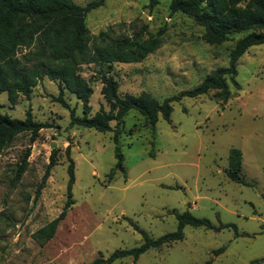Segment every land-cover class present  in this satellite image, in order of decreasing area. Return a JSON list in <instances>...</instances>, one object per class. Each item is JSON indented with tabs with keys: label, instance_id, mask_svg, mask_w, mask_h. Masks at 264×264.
<instances>
[{
	"label": "rangeland",
	"instance_id": "rangeland-1",
	"mask_svg": "<svg viewBox=\"0 0 264 264\" xmlns=\"http://www.w3.org/2000/svg\"><path fill=\"white\" fill-rule=\"evenodd\" d=\"M73 1L84 5L90 0ZM169 1L150 9L148 0H105L87 13L92 34L143 28L161 34L160 47L142 61L112 64L120 95L147 91L162 101L227 65L239 35L208 44L203 27L189 15L170 13ZM98 68L82 65L81 74L88 79ZM236 81L240 88L229 82L226 102L215 90L173 100L170 120L159 116L154 130L142 114L129 111L119 135L126 176L116 171L113 179L107 176L116 163L113 132L70 126V111L82 116L84 107L73 93L64 90L68 107L63 106L55 99L57 82L46 77L15 105L0 92L1 112L23 119L30 109L36 121L50 125L33 142L29 133L19 134L0 153V264H85L100 254L107 258L143 241L134 225L157 238L176 230L174 213L185 211L208 219L213 228L186 225L182 240L110 264H264V43L239 58ZM91 85L89 116L100 107L109 109L101 81ZM110 124L115 127V121ZM68 146L74 203L54 236L40 246L33 233L61 212L67 198ZM234 148L242 152L239 174L251 185L227 176ZM53 149L55 164L37 191ZM24 159L25 170L15 180ZM220 247L224 250L216 253Z\"/></svg>",
	"mask_w": 264,
	"mask_h": 264
},
{
	"label": "trees",
	"instance_id": "trees-1",
	"mask_svg": "<svg viewBox=\"0 0 264 264\" xmlns=\"http://www.w3.org/2000/svg\"><path fill=\"white\" fill-rule=\"evenodd\" d=\"M105 0H90L80 5L73 0H0V92H6L9 101L15 105L19 96L30 97L32 88L44 77L56 81L59 94L55 98L68 107L63 98L64 90L73 93L83 102V115L70 111V126H82L101 132L112 131L115 142V166L107 174L113 179L116 171L126 176L124 156L120 149L119 135L124 117L131 110L142 114L152 130L155 129L159 116L170 120L171 102L181 96L196 97L215 90L222 102L231 97L229 82L240 88L236 81L237 64L245 51L264 43V0H170V13L180 12L191 16L203 27L202 39L208 44H221L239 35L230 49L228 63L212 70L205 78L190 90L179 96L157 100L147 91L138 95L118 92V81L110 70L113 63H135L142 61L162 44L161 34H151L143 28L131 34H115L102 30L92 34L86 26V15L91 10L104 4ZM160 0H148L147 7L152 9ZM98 66L97 72L88 79L82 76V65ZM101 81V94L109 106L103 107L89 116V99L93 94L91 82ZM0 104V153L8 147L19 134L29 133L33 142L39 131L49 127L47 122L36 121L28 109L23 119L13 118L1 112ZM115 121V127L111 126ZM55 152L52 150L49 163L41 178L37 191L44 187L50 169L55 164ZM68 159V180L64 206L51 221L33 233V238L44 246L55 234L56 229L74 203L72 186L74 184V161L66 148ZM26 160L19 166L14 179L17 180L26 167ZM242 152L232 149L229 155V179L251 185L240 172ZM174 213V212H173ZM177 228L157 238L138 229L143 241L130 249H116L107 258L102 254L85 264H110L115 259L132 256L137 259L151 248L169 245L184 238L183 228H213L210 221L196 217L189 211L174 213ZM233 227L234 224H220L218 228ZM224 250L220 247L216 253ZM208 260L205 264H211Z\"/></svg>",
	"mask_w": 264,
	"mask_h": 264
}]
</instances>
